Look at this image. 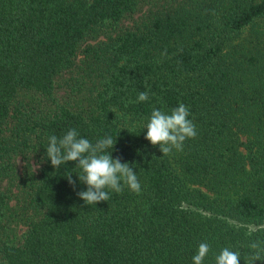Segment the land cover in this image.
Here are the masks:
<instances>
[{
  "label": "trees",
  "instance_id": "16d2710c",
  "mask_svg": "<svg viewBox=\"0 0 264 264\" xmlns=\"http://www.w3.org/2000/svg\"><path fill=\"white\" fill-rule=\"evenodd\" d=\"M143 1L0 0V264H193L201 242L216 264L224 247L264 249V0H152L123 26ZM69 71L78 98L59 100ZM180 103L198 134L164 156L144 126ZM73 128L117 140L141 192L86 205L75 162L46 158Z\"/></svg>",
  "mask_w": 264,
  "mask_h": 264
},
{
  "label": "clouds",
  "instance_id": "9594fccd",
  "mask_svg": "<svg viewBox=\"0 0 264 264\" xmlns=\"http://www.w3.org/2000/svg\"><path fill=\"white\" fill-rule=\"evenodd\" d=\"M149 100L147 91L140 92L136 102ZM190 117L189 108L180 103L178 107L170 112L154 108L151 116L144 126L147 129L145 139L159 150L164 156L170 155L173 151L182 152L186 140L197 137V128ZM117 140L106 136L92 143L89 139L80 136L73 128L62 137L51 135L48 138L46 147V158L50 159L51 165L58 169L68 162H75L76 167L81 171L78 174L80 183L87 185V190L77 192V195L86 205H97L110 199V192L122 193L127 186L131 191L139 194L141 184L136 172L129 163H122L119 157L113 158ZM111 150V151H109ZM68 183L75 190L76 180L72 174H67ZM253 251L251 254L232 250L224 247L215 257L216 264H240L241 258L245 264H255V261L262 260L261 252L264 249L256 242L249 246ZM210 252V245L201 242L198 252L193 256V264H203Z\"/></svg>",
  "mask_w": 264,
  "mask_h": 264
},
{
  "label": "rangeland",
  "instance_id": "374dc122",
  "mask_svg": "<svg viewBox=\"0 0 264 264\" xmlns=\"http://www.w3.org/2000/svg\"><path fill=\"white\" fill-rule=\"evenodd\" d=\"M147 2H145V0L143 1L142 5L140 6V8L138 9L137 13L134 14L132 17L130 18H127L123 21V26H129L131 25L134 21H138L141 19V17L145 14L146 10L151 6L152 4V0H146ZM103 38L102 36H99V37H96V38H93V39H90L88 40L87 43H95L96 40L98 39H101ZM78 58H81V56H79ZM79 63V61H77V64ZM72 75H75L72 71H69V72H66L64 73L62 76H60L58 79H57V82L59 84V87L57 88V91H56V97L57 99L59 100H67V99H71L73 101H75L78 96L76 95V93H71V90L72 88L71 87H68L64 80L66 78H69L70 76ZM18 162H17V168H18V173L20 174L21 171L23 170V167H24V163L26 162L25 160H21L20 157L17 158ZM30 164H31V168L32 170H34L33 172H36L37 170V167H38V163H36V158H31L30 159ZM14 189V188H13ZM15 193L17 194L18 190L14 189ZM20 197V195H19ZM20 201V199L16 198L15 200H13L10 204H9V214L10 212L12 213L14 210L18 209V202ZM24 224L22 223L23 221L20 219V220H17L14 221L11 223V226L13 228V231L12 233L15 235L14 237H17L21 234V232L23 230H25V219H26V216H24ZM18 222V223H17ZM18 238V237H17Z\"/></svg>",
  "mask_w": 264,
  "mask_h": 264
}]
</instances>
